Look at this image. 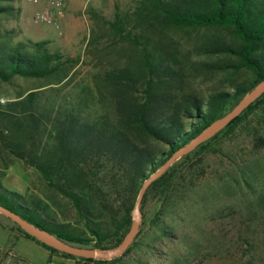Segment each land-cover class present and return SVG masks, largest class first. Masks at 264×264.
I'll return each mask as SVG.
<instances>
[{
    "label": "trees",
    "instance_id": "1",
    "mask_svg": "<svg viewBox=\"0 0 264 264\" xmlns=\"http://www.w3.org/2000/svg\"><path fill=\"white\" fill-rule=\"evenodd\" d=\"M17 2L0 0V83L38 84L0 105V205L74 246L117 247L132 226L146 180L264 80V0H135L134 10L117 9L112 20L96 13L88 40L97 49L93 62L113 65L97 71L92 85L77 86L80 56L52 51L47 40L15 41L20 31L4 21L19 19ZM215 77L222 85L200 94L196 82ZM253 116L264 120V94L151 184L141 205V231L121 257H75L13 226L50 257L83 264H116L167 244V264H205L223 246L221 235H213L216 242L203 240L204 224L222 211L214 204L233 193L255 194L250 180L258 178L248 172L250 165L222 180L208 178L207 159L227 152L228 137L241 128L250 130L256 150L263 149L264 131L249 125ZM17 161L71 205L74 217L60 212L49 195L8 186ZM255 200L263 202L264 194Z\"/></svg>",
    "mask_w": 264,
    "mask_h": 264
},
{
    "label": "rangeland",
    "instance_id": "2",
    "mask_svg": "<svg viewBox=\"0 0 264 264\" xmlns=\"http://www.w3.org/2000/svg\"><path fill=\"white\" fill-rule=\"evenodd\" d=\"M135 5V0H69L60 32L52 26L35 22L34 15L39 9L37 5L32 4L29 0H18L19 19H10L4 23L7 27L20 31V37L16 38L15 41L33 40L38 42L47 40L50 42L52 51H59L70 57L80 56L82 63L77 68L78 74L74 86L92 85L93 76L97 71L106 67L110 68L113 65H102L103 62L95 65L93 62L92 55L97 53V49L88 45V40L95 28L94 14L99 13L112 20L117 9L132 11ZM88 49H90L89 53ZM245 76L243 75L242 78ZM221 81L222 77H215L208 81L199 79L195 87L200 94L206 96L215 85H222ZM36 84L38 82L24 79H17L12 86L0 83V96L12 99L16 96V92L34 88L37 86ZM249 125L260 126L264 131L262 118L253 116ZM249 132L248 128H241L239 132L237 131L236 134L227 139L230 142L227 145V152L235 157L237 164H234V159L230 158L227 152L210 156L207 159L208 178L222 180L231 172L239 171V167L249 165L251 170L248 172L252 178L255 173L258 174V178L257 180L255 178L249 179L255 194L233 193L220 205L214 204L222 211L221 214L215 213L214 217L204 224L203 240L206 237L207 241L216 242L213 235H221L223 246L220 255L212 257L205 264H264V200L263 202L258 201V203L255 200L261 193L264 194V148L261 150L254 148ZM5 182L8 186L22 193H37L45 197L49 195L51 203H55L60 212L63 211L68 217H74L71 205L60 196L48 193L40 175L34 169L26 167L22 162L17 161L8 171ZM154 212L155 203L152 201L147 205L149 218L153 216ZM12 222L0 213V264H83L59 255L50 257L48 250L25 239L14 228ZM171 245L167 244L164 250L159 249V252L155 251V253L143 251L137 254L133 252L116 264H137L139 260L147 264H167L165 259L172 247ZM211 248L214 251L212 245Z\"/></svg>",
    "mask_w": 264,
    "mask_h": 264
},
{
    "label": "water",
    "instance_id": "3",
    "mask_svg": "<svg viewBox=\"0 0 264 264\" xmlns=\"http://www.w3.org/2000/svg\"><path fill=\"white\" fill-rule=\"evenodd\" d=\"M264 94V80L259 83L254 89H252L243 100L224 117L216 120L210 126H208L201 134L194 138L190 143L181 147L176 151L172 157L146 182L143 184L139 196L136 201V205L132 214V226L129 232L124 237L119 246L114 249H100V248H83L69 244L56 235L37 227L30 223L26 219L22 218L19 214L11 211L10 209L0 205V213L17 224L23 231L31 235L40 242L69 255H73L79 258H88L95 260H112L121 257L134 243L137 235L141 231L143 224V213L141 205L146 194V191L160 177H162L166 171L172 167L178 160L184 156L190 154L197 149L203 143L212 139L220 131L225 129L233 120L240 116L248 107H250L255 101H257Z\"/></svg>",
    "mask_w": 264,
    "mask_h": 264
},
{
    "label": "built area",
    "instance_id": "4",
    "mask_svg": "<svg viewBox=\"0 0 264 264\" xmlns=\"http://www.w3.org/2000/svg\"><path fill=\"white\" fill-rule=\"evenodd\" d=\"M29 2L39 6L43 3V0H29ZM45 2L47 8H41L35 12V22L52 26L61 32L68 0H45ZM7 102L8 99L0 96V105H4Z\"/></svg>",
    "mask_w": 264,
    "mask_h": 264
},
{
    "label": "crops",
    "instance_id": "5",
    "mask_svg": "<svg viewBox=\"0 0 264 264\" xmlns=\"http://www.w3.org/2000/svg\"><path fill=\"white\" fill-rule=\"evenodd\" d=\"M68 4H69V0H68V3H67V6H68ZM46 6H47L46 5V2H45V0H43V3L41 5H39L38 7H39V9H41V8H44L45 9V8H47Z\"/></svg>",
    "mask_w": 264,
    "mask_h": 264
}]
</instances>
